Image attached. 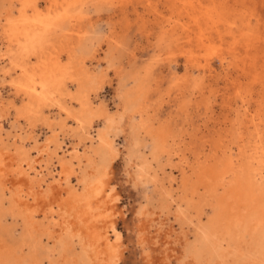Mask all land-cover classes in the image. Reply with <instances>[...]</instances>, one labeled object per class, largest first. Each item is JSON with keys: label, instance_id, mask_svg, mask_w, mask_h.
Returning <instances> with one entry per match:
<instances>
[{"label": "rangeland", "instance_id": "1", "mask_svg": "<svg viewBox=\"0 0 264 264\" xmlns=\"http://www.w3.org/2000/svg\"><path fill=\"white\" fill-rule=\"evenodd\" d=\"M83 103L114 121L119 264H264V0H0V264L106 263L57 200L56 225L47 206L29 225L12 197L7 134L34 161L54 129L78 154L70 185L98 176L104 116L85 122Z\"/></svg>", "mask_w": 264, "mask_h": 264}, {"label": "bare ground", "instance_id": "2", "mask_svg": "<svg viewBox=\"0 0 264 264\" xmlns=\"http://www.w3.org/2000/svg\"><path fill=\"white\" fill-rule=\"evenodd\" d=\"M57 22L58 21H56L55 23L47 24V26L45 24V26L48 30L60 28L61 23H60V21H59V23H57ZM25 34H28V33L24 32L23 35H25ZM39 39H37V41H39ZM42 39L43 38H41V40ZM42 42H43V40H42ZM34 44L37 45V42H34L33 45ZM28 90H31V89H28ZM33 92H35V91H33ZM37 92L39 93V91H37ZM83 93L85 95V92H83ZM35 94H37V93H35ZM83 97H85V96H83ZM53 99L54 98H52V100ZM86 101L88 102V98L86 99ZM83 102H85V101H83ZM90 104H92V103H90ZM83 105H84V103H83ZM84 106H85V109L82 111H85L84 120L87 123H91L93 118L99 119L101 114L103 115V112H102L103 107L101 108L100 105H98V108H96V109H91V107H90L91 105L88 106V103H85ZM82 117H83V115H82ZM77 121L79 123L80 121H82V119L79 118V119H77ZM113 123H114V121L111 117L104 116L103 126L98 130V135H97L98 145L94 149V153L97 155L99 154L100 158H101V162H100L101 165L99 167V173H98L97 177H93V178L85 177L83 179L81 191H77V189L74 186L70 185V179H71V176H72L73 171H74L73 160H75L78 157L77 151L76 150L72 151V153L68 155L70 157H68L63 152L64 150H63V148H61L60 143H58L59 140L58 141L56 140V135H55L56 130L50 129L47 132L48 135L44 139H42L41 142L35 141V138H34L35 147H33V148H35L37 150L36 152H38L39 156H37L38 158L34 161L30 159L31 162L33 161L32 163H30V160H29L30 157H29L28 151H26L24 148H22L23 146L21 148L17 147V144H16L17 137L10 135V134H7L8 137L11 136L10 138L12 139V146L14 147L12 155H10L11 153L9 154V157H10L9 165L12 164V165L16 166L15 167L16 171H13V170L12 171H13V173H16V175L18 176V180H17V177H15V178L18 181V183L20 182V184H21V185H19V187L17 186L14 191H12V197H13V201L15 199L16 205L17 204L23 205L21 209L25 212L26 218L29 220V225L33 224V219H34V211L33 212L29 211V209L31 207H35V208L40 209L41 207H46L48 202H50V201L55 202L57 200V202H58L57 206H59V211L60 212L64 211L62 215L68 217V221L66 220L67 226H70V227L71 226L73 227V225L77 226V229L80 233V237H81L82 241L84 242V244L86 245V247L88 248L86 253L89 254L90 256H92L91 258L98 259V261L101 260V256L104 255L106 258L105 264H119L118 263L119 262L118 254L120 253V243L122 240L121 233L114 227L113 222L110 220V215L112 214L111 213L112 204H110V202L112 201V199H111L112 198L111 197L112 191L111 190L106 191V192L104 191L106 180L108 177V171L110 170L109 167L112 164V160L114 159L115 154H116L115 147H114L116 144L113 146L111 144V142L109 141V138H108V129L112 126ZM86 126H87V124H86ZM2 130L3 129L0 128V148L4 145V143H3L4 138H2V134H1ZM91 137H93V136H91ZM11 139H10V141H11ZM91 143H92V139H91ZM59 150H62V155H60V153H58ZM92 151H91V153H93ZM6 157H8V156H6ZM3 158H4V156H3ZM0 162H1V159H0ZM35 164H39L40 169H42L41 172H39V170L36 172ZM4 165H5V163H4ZM52 167H55L57 169V172L59 174V176H58L59 178H55V175H53L54 171H53ZM139 169H141V168H139ZM43 170H45V171H43ZM1 171H2V169L0 168V175H2ZM44 172H46V173H44ZM144 172H146V171H144ZM31 174H34V175L31 176ZM1 181H2V179H1ZM5 184H6V182H5ZM64 184L66 185L65 188H67V190L64 192V194H62L61 191L63 190V188L61 190L60 187L63 186ZM100 199H102L105 202V205H108L106 207L107 209L105 210L104 214L100 217V219H101L100 221L103 222V224H104L102 227L99 226L100 223H98V221H97L99 216L97 217L98 214L97 215L93 214L94 211H93V207H92V204L98 202ZM52 206H53L52 204H49L46 207L47 210H49V217H46V218H49V222L51 224L56 225L55 222L57 220L53 217ZM95 208H97V207H95ZM138 229H139V231H138L139 233H138L137 241L139 243H143L144 235L142 233L143 231L141 232V230H142L141 226H139ZM107 230H109L111 232L112 236L109 237L107 235ZM69 231H70V228H69ZM68 234H70V233H68ZM35 235H36V233H35ZM67 242L70 244L72 242V237H70ZM90 264H92V263H90ZM101 264H104V263H101Z\"/></svg>", "mask_w": 264, "mask_h": 264}]
</instances>
